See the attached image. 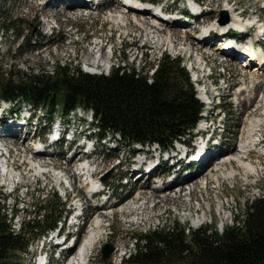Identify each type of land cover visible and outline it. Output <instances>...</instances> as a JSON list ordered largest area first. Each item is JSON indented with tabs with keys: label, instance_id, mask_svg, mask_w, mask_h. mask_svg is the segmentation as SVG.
Here are the masks:
<instances>
[{
	"label": "rangeland",
	"instance_id": "rangeland-1",
	"mask_svg": "<svg viewBox=\"0 0 264 264\" xmlns=\"http://www.w3.org/2000/svg\"><path fill=\"white\" fill-rule=\"evenodd\" d=\"M48 1L49 0H39V3L41 4H38L36 3V0H0V6L2 8V13L0 15V24L2 22H4L5 24L13 22L15 25L13 30L10 31L11 32L10 34H8L7 36L4 34L0 39V69L3 72L23 71L25 73H40V72L49 73L54 69L56 64H60L63 66H70V67H79L81 70L82 69L87 70L86 68L89 66L91 67L96 66L97 65L96 61H98L99 64L96 68H88L90 70H95L96 73H101V72L105 73L106 62L110 63L111 67L112 66L114 67L116 65L119 66L125 65L126 68L135 67L137 70L139 69L140 71L143 68H145V71H147L149 67L156 64L157 58L160 56V53H168L174 56L180 54L183 60H185L189 55V51L181 50V47L177 46V44L174 42V39H172L173 47H171L168 41L164 39L166 36L162 39V42L159 40L154 41L153 39H151V37L147 35L148 31L150 35L153 33L149 30L150 29L148 27L149 24L146 27L147 29H144L143 27H138L137 25L130 24V22L128 21L126 25L122 26L119 23H113L112 21H110L107 15L108 13L111 12L108 11L107 15H105V12L107 10H105L104 8H99L98 10L87 12L88 13L87 15V14H82L81 11L83 10L77 8L66 9L65 6H60L57 9L56 8L53 9V6L59 3L56 2V0H51V4L46 6L45 3ZM259 1L263 2L264 5L263 0H257V1L233 0V2L236 3L237 6L242 9H245L247 7H251L253 9L254 7L253 5ZM32 2L34 4H32ZM205 3H207V1H205ZM223 4H224L223 0L219 2L216 1L212 2L211 9H214L216 11L211 12L209 15H207V21H211L212 23L215 22L217 23V20L219 18V13L221 11ZM50 11L52 12L48 13ZM262 11H264L263 6H262ZM47 13L50 14L52 17L54 16V18L56 19V26L52 28V31L48 30L45 24L44 14ZM132 16L125 15V17H127L128 19H130V17ZM168 32H172V30L165 31V34ZM177 32L179 36V31ZM93 36L94 38H92ZM27 37H30L31 39L30 44L26 42ZM152 38L154 37L152 36ZM85 39L89 40L87 44L84 41ZM104 42H106L105 46H103ZM92 43H96L98 45L93 47L91 46ZM100 43L102 45L99 50L100 52H98L97 50L99 49ZM206 49L208 51L214 50L211 46ZM139 53H141L142 55H139ZM207 58L209 63L211 64L214 57L208 55ZM194 60H195V56L192 55L191 61L193 64H194ZM219 63L226 66L229 64L228 62L221 63V61H219ZM86 64H88L87 67H84V65ZM213 64H215V67L217 68V63L214 62ZM236 69L242 70L243 67L234 66L232 68V72H230V78H229L230 81L228 84L229 87L232 85H236V83L238 84L240 81H242V79L238 75L239 71L236 72ZM245 74H249L250 76L253 77H259L256 73L253 74V72L246 71L244 74L241 75L243 77V80L245 79L244 83L241 84V86L242 85L244 86L245 84L251 82L250 80L248 81L247 76H245ZM214 78L216 79V75L214 76ZM219 87H221L220 84L218 88ZM225 87H226L225 85L221 87V89L223 88L222 92L220 93V98L222 100L221 105L224 107H229L230 110L229 113L225 115V117H224V113H220L218 115V118L226 120L223 130L224 132L220 134V138L222 139L223 147L225 148V151L232 155L235 151L234 149L236 143L242 138L243 128L246 126L247 117L250 115L249 113H251L249 110L250 107L254 104V101L251 104L247 105L246 107L240 105L239 92L236 95V92L235 90L232 89V87L228 89L229 91ZM259 89L260 87L258 86V90ZM254 93L255 91L252 94L246 91L245 93H243L244 95H242L241 97H247L251 95L254 96ZM260 94L263 95V92ZM237 100H238L237 103L238 107L236 106ZM251 100H253V98ZM255 104L258 105L259 103L255 101ZM251 109H254V106L251 107ZM256 113H258V111H256ZM212 114H213L212 116H215L216 111L213 110ZM245 114L247 115V117ZM254 118L255 117H253V119ZM44 119H47L46 115L44 116ZM262 133L263 131L260 133V135ZM246 139L247 138L245 137V140ZM123 143L127 145V142L123 141ZM13 147L14 150H16V147L15 146ZM102 149L103 147L99 145L97 149V153L94 156V160L96 159V157H98L96 161L99 164L98 178L99 179L103 178L105 175L109 174L108 178L105 179L104 181H106L108 184L109 181H112L111 183V185L113 186L112 189L116 190L117 194H119L120 190L117 186L118 183L121 184L120 182L122 180L121 171L115 167H113L111 170V167L115 165L114 160L116 158L112 160L107 155V152L102 151ZM17 152L18 153L20 152L19 155L22 157L26 155L24 152H21L20 150H18ZM235 154L236 151L233 155ZM21 161L19 165L21 166L25 165L24 164L25 162H23V160ZM253 161L254 162L257 161L258 163L262 164V167L261 166L257 167V172L251 175V177L249 178H246L248 175H245L241 170L236 168L238 164L233 163L231 167H233L234 171H238V174L235 175V177L224 180L221 184L219 183L218 185L210 184L207 189H203V191H200V189H202V187L200 188V186H203V184L201 183L203 182L204 178L207 176L208 173L207 171L197 179H195L196 177H193L191 180L195 179L193 180L194 182L193 181L189 182L192 183L191 185L192 187L195 188V192L191 191L189 194L181 193L183 192V190H185L182 189L179 190L177 193H174L177 190H172L173 195L175 196L177 194L179 198L176 196L174 197L175 199L173 198L174 201L172 200L169 203H158L159 201L158 200L157 205L153 210H146V209L141 210L142 209L141 206V208L135 211V213H131L132 209H134L138 205H135L132 208H127V205L129 204L127 202L125 205H123L122 208H119L117 210V215H115V209H114L112 212L113 213L112 216L111 215L108 216V222H109L108 225L111 227L109 232V228L106 224L105 227H103L104 229H106L105 233L108 234L113 233V235H111L112 236L111 241H115L114 245L118 250H120L123 247L128 248L129 244L131 242L133 243V240L127 241V236L130 235V233L132 232L145 233L153 230L172 229V226L174 222H176V220L178 221L177 223L179 226H181L183 222L182 226L186 228V226L188 225V227H190L192 221L196 219L198 216L203 214L205 215V218L207 217L206 220L208 221L210 217L212 218V224L205 222L203 223V225L206 224L212 226L213 224H215L219 226V230H220V222L223 223V226L229 225L232 224L231 222L235 221L234 216L236 217L237 215H241L243 207L248 201L247 199L253 197L252 194L250 193V190H252L255 187L264 189V160L262 158L254 157ZM219 162L220 160L217 162V164ZM26 163H28V161H26ZM216 166L214 165L215 168ZM214 167L211 169L213 170ZM226 167L227 164L225 165L224 168L226 169ZM34 171L36 172L35 168ZM211 179L214 180L213 177ZM2 180L0 179L1 182ZM135 182L138 183V181ZM140 183L143 184V181ZM134 185L135 183L132 182L127 187L126 192L121 193L117 199L125 197L130 187L133 188ZM146 185L148 186L149 182H147ZM51 187L52 186L48 185L47 190H49ZM147 189L149 191H152V189L150 190L149 188L146 187V190ZM3 191H4L3 188L0 186V193L3 194ZM39 195H41V193H37L32 189H31V195L27 197L17 195L16 201H18L19 205L14 208L16 210L21 209L20 204L21 202H23V206H26L25 209H28V211H30L29 216L26 217H23L24 214L20 212L21 214L19 215V218L21 219V222L25 221L26 223L28 222L29 218L32 219L35 216L33 215L32 211L34 209L37 210L39 205L41 207H47V208L54 207L55 200L50 199L48 196L46 197L45 194H42V199H40ZM170 195L171 193L161 194L159 196L165 197ZM155 198L159 199L158 196L155 197L154 194L153 199ZM148 199L151 198H147V200ZM188 199L190 200L187 201ZM4 200H1L0 203H2ZM200 200L202 201L201 210L203 211H201L200 213H194L193 208L199 207L198 201ZM9 203H11V200H8L6 202V204ZM31 203L32 204L35 203L34 205L37 206L33 207ZM59 204L63 206L62 202H59ZM220 206H223L225 209L223 214L221 213L219 214V212L222 210L220 209ZM118 211L121 212L124 211V212L121 213ZM228 211H231V216H232L231 220L229 218ZM140 213L142 214V216H147V218H142L141 222H137L136 224H138V226L130 224V222L135 220ZM190 214L192 217L188 218ZM132 215H135V218ZM47 220L49 221V218ZM93 225L94 224L91 225L90 229L92 228ZM32 236H34V232L31 233L30 237ZM102 241L103 242L105 241V237L102 238ZM115 257H116V253L114 255V258ZM98 262L99 264H103L101 263V260H99V257L97 256L96 263ZM104 264H108V262Z\"/></svg>",
	"mask_w": 264,
	"mask_h": 264
},
{
	"label": "trees",
	"instance_id": "trees-1",
	"mask_svg": "<svg viewBox=\"0 0 264 264\" xmlns=\"http://www.w3.org/2000/svg\"><path fill=\"white\" fill-rule=\"evenodd\" d=\"M13 25L2 22L0 35ZM0 100H22L51 112L82 105L93 109L104 131L119 133L131 143L161 146L192 127L200 108L186 72L167 55L159 60L152 82L143 72L125 66L112 67L107 75L60 64L49 73L0 69ZM138 239L142 243L131 264H264V198L247 202L235 225L220 233L200 227L185 235L176 225L140 234ZM24 247L0 211V264H13L11 258Z\"/></svg>",
	"mask_w": 264,
	"mask_h": 264
},
{
	"label": "bare ground",
	"instance_id": "bare-ground-1",
	"mask_svg": "<svg viewBox=\"0 0 264 264\" xmlns=\"http://www.w3.org/2000/svg\"><path fill=\"white\" fill-rule=\"evenodd\" d=\"M225 1L226 2H228L229 0H223V2L225 3ZM264 1V0H263ZM45 6V5H44ZM263 7H264V5H263ZM96 9H98V8H96ZM231 9H232V7L230 8V9H226L227 10V16H228V19H229V22L228 23H230V22H235V21H237L238 20V18H236L235 17V15L233 14V12H231ZM52 11H50V12H48V13H51ZM109 12H111V13H108V15H107V17H108V19H110V21H112L113 23H119L120 25H122V26H124V25H126L128 22H130V24H133V25H137L138 27H143L144 29H147L146 27L148 26V24H149V22L148 21H146V20H141V19H139V17L140 16H137V17H135V16H132L130 19H128L127 17H125V16H123V15H120L118 12H117V10L116 9H114V10H109ZM47 13V14H48ZM250 18H248L247 20H245L244 21V23H243V25H247L248 24V22H250ZM128 21V22H127ZM151 22H152V25L154 24V21H153V19L151 20ZM119 25V26H120ZM136 27V26H135ZM150 30V29H149ZM145 31V30H144ZM148 34H150L149 33V31H148ZM175 37V36H177V32H172L171 34H170V37L169 36H166L164 39L165 40H167L168 41V43H169V45H171L172 44V37ZM166 41V42H167ZM162 42V41H161ZM158 43V42H157ZM102 50V49H101ZM232 51H234V50H232ZM90 53V52H89ZM95 61V60H94ZM256 63H257V66L258 65H260L262 62H261V60H259V59H256V61H255ZM96 63H97V65H98V61H96ZM195 65L196 66H198L199 67V70L201 69V63H198V62H196L195 63ZM255 68V67H254ZM259 69V66L258 67H256V69ZM247 69V68H246ZM257 74L259 77H264V71H259V72H253V74ZM245 76H247V79H248V81L250 80L251 82H249L248 84H245L244 86L242 85L241 86V90H239V95H240V98H239V104L240 105H243V106H247V105H249V104H251L253 101H254V104H255V101H257V103H259V104H261L260 105V107H261V110H263L264 109V94L262 95V94H260V93H262L263 91H262V89H263V87H264V85H262V86H259L258 84H253V81H255V79H257V78H259V77H253V76H250L249 74H245ZM245 78V77H244ZM246 79V80H247ZM245 80V79H244ZM243 84V83H242ZM258 86L260 87V89L258 90ZM258 90V91H257ZM246 91H248V93H253L254 91H255V93H254V96L252 97V96H247V97H241L242 95H244L243 93H245ZM258 96H261L260 98L258 97ZM200 97H202V95H200ZM248 97H250V98H248ZM253 98V100H251L252 98ZM202 99H204L203 97H202ZM242 108V107H241ZM250 111V110H249ZM247 112V111H246ZM251 113H249L250 115L249 116H251L250 118H249V121H248V127H247V134L245 133H243V137H244V140H245V137L247 138L245 141L243 140V141H241L240 143H239V145H238V149H236L235 151H236V154L235 155H225V156H222L219 160H220V162L217 164V166H216V171L218 172V171H222L223 169H225L224 167H225V165L226 164H228L229 162H231V161H234V162H236L238 165H240V166H242V167H244L245 168V170H246V173H248V174H252L254 171H255V169H256V167L255 166H253V164H247V163H245L244 162V160H243V158H240L238 155H239V153L240 152H246V150L247 149H249V147H250V145H251V142H254V143H256L257 141H259V137H263L264 136V132L260 135V133L262 132V127H263V125H264V113H262L261 111H260V113L258 114V116L257 115H255L254 114V112H252V111H250ZM253 117H255L254 119H253ZM6 136H8V137H6ZM8 138V139H7ZM25 140H27L28 138L27 137H25L24 138ZM253 139H254V141H253ZM1 141H3L4 143H10V144H13V146H15L16 147V150L18 151V150H20L21 152H24L26 155L25 156H23V157H25V160L26 161H28V165H30V168H29V170L31 169V171L32 170H34V168L36 169V167H38L39 165L37 164H35V161L32 159V157L30 156V151H29V149H28V145L24 142V141H20L19 139H13V136L11 135V134H7V135H5L4 137H3V139H1ZM25 143V144H24ZM20 153V152H19ZM21 158L22 157H20V161H21ZM22 162V161H21ZM20 164V163H19ZM25 164V163H24ZM21 166V165H20ZM40 167V166H39ZM86 168V165H82L81 166V169L84 171V169ZM222 169V170H221ZM80 170V169H79ZM233 170H230V171H228V172H226V173H223V174H220V175H217L216 177H215V184H219V183H221V181L223 180V179H225V177H232L233 176ZM5 177H7V176H5ZM3 179V178H2ZM4 180V179H3ZM136 181H138V183H137V185H139L138 186V188L140 189V190H137V195L135 196V198L137 199V200H141V199H147V198H153V196H154V194H155V197H157L158 195H157V192H159L160 190H154V189H152V191H149L148 189L146 190V188L145 187H143V186H141L139 183L141 182V181H139L138 179L136 180ZM178 191H175L174 193H177ZM191 192V191H190ZM154 193V194H153ZM180 193V192H179ZM181 193H183V192H181ZM187 195V194H186ZM83 196H84V194H83ZM178 197L179 198V196L176 194L175 196L174 195H170V196H165V197H160V196H158V203H169L170 201H172L173 200V198L174 197ZM180 196H182V195H180ZM188 196V195H187ZM156 199V198H155ZM175 199V198H174ZM190 199H188L187 201H189ZM174 201V200H173ZM143 204V203H142ZM175 204V203H174ZM141 208V205H140V207H135L133 210H134V212L133 213H135V211H137V210H139ZM224 207L223 206H220V209H223ZM204 218H205V215L203 214V215H200V216H198L196 219H194L193 220V223L194 224H196V223H202L203 221H204ZM207 218V217H206ZM146 220V219H145ZM91 227V226H90ZM95 228H97V229H100L101 228V226H99V220H97L95 223H94V225L92 226V228L89 230V232L88 233H90V237L86 240V242H85V248L87 249V251L89 252L90 250H92L93 249V246H94V243H95V241H94V239L97 237V236H99V233L97 232V231H95Z\"/></svg>",
	"mask_w": 264,
	"mask_h": 264
},
{
	"label": "water",
	"instance_id": "water-1",
	"mask_svg": "<svg viewBox=\"0 0 264 264\" xmlns=\"http://www.w3.org/2000/svg\"><path fill=\"white\" fill-rule=\"evenodd\" d=\"M111 247H108V250L104 253L103 258H106L108 254L111 252Z\"/></svg>",
	"mask_w": 264,
	"mask_h": 264
}]
</instances>
